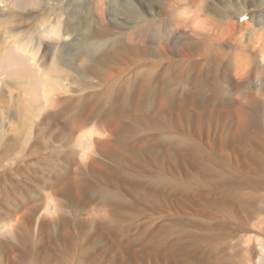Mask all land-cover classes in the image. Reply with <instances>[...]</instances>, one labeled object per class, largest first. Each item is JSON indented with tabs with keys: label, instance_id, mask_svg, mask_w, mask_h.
I'll return each instance as SVG.
<instances>
[{
	"label": "rangeland",
	"instance_id": "obj_1",
	"mask_svg": "<svg viewBox=\"0 0 264 264\" xmlns=\"http://www.w3.org/2000/svg\"><path fill=\"white\" fill-rule=\"evenodd\" d=\"M0 264H264V0L0 4Z\"/></svg>",
	"mask_w": 264,
	"mask_h": 264
},
{
	"label": "bare ground",
	"instance_id": "obj_2",
	"mask_svg": "<svg viewBox=\"0 0 264 264\" xmlns=\"http://www.w3.org/2000/svg\"><path fill=\"white\" fill-rule=\"evenodd\" d=\"M4 1H5V0H0V4H3ZM1 9H2V8H1ZM51 30H52V29H51ZM54 31H55V30H54ZM50 32H51V31H50ZM191 42H193V41H191ZM193 45H194V44H193ZM188 46H189V45H188ZM171 47H172V46H171ZM24 49H25V48H24ZM167 49H168V48H167ZM184 49H185V48H184ZM184 49H181V51L184 50ZM172 50H173V49H172ZM221 50H222V49H221ZM30 51H31V50H30ZM32 51H33V50H32ZM36 51H37V50H34V52H36ZM185 51H186V50H185ZM174 52H175V51H174ZM29 53H30V52H29ZM160 53H161L160 51H157V52H156V54H159V55H160ZM187 53H188V51H187ZM30 54H31V53H30ZM184 54H185V53H184ZM188 54H189V53H188ZM175 55H176V54H175ZM178 55H179V54H178ZM185 55H186V54H185ZM33 56H34V55H32V57H33ZM113 56H114V55H113ZM155 56H156V55H155ZM161 56H162V55H161ZM176 56H177V55H176ZM180 56H181V55H180ZM183 56H184V55H183ZM164 57H165V56H164ZM107 58H108V57H107ZM99 61H101V60H99ZM103 61H104V60H103ZM152 62H153V61H152ZM100 63H101V62H100ZM207 63H208V62H207ZM198 80H199V79H198ZM190 88H191V87H190ZM212 90H213V89H212ZM208 91H209V90H208ZM233 93H234V92H233ZM257 93L260 94V92H257ZM261 93H262V92H261ZM234 97H235V95H234ZM234 97H233V98H234ZM239 97H240V96H239ZM233 98H232V99H233ZM200 99H202V98H200ZM203 99H204V97H203ZM210 99H211V98H210ZM251 99H252V98H251ZM256 99H258V98H256ZM204 100H205V101H202V102H200L201 100H200V101L197 100V101L199 102V103H197V104H198V105H205V104H206V103H205L206 101H209V102H208L209 104L211 103V100H209V98H208V99H204ZM254 100H255V98L252 99V101L250 102V104H251L252 102H254ZM134 103H135V102H134ZM191 103H192V101H191ZM252 104H253V103H252ZM224 105H225V104H224ZM231 105H232V104H231ZM231 105H230V106H231ZM256 105H257V104H256ZM258 105H259V104H258ZM189 106H190V105H189ZM228 106H229V105H228ZM248 106H249V105H248ZM231 107H232V106H231ZM191 108H192V107H191ZM191 108H190V109H191ZM240 108H241V107H240ZM240 108H239V109H240ZM252 108H253V107H252ZM207 109H208V108H207ZM161 110H162V109H161ZM195 110H196V108H195ZM209 110H210V109H209ZM255 110H256V109H255ZM199 111H200V110H199ZM257 111H258V110H257ZM187 112H188V111H187ZM205 112H206V111H205ZM194 113H195V112H194ZM194 113H192V114L194 115ZM196 113H197V112H196ZM203 114H204V113H203ZM196 116H197V115H196ZM205 116H206V114H205ZM255 116H256V115H255ZM255 116H254V117H255ZM154 117H155V116H154ZM252 117H253V116H252ZM194 118H195V117H194ZM199 118H200V117H199ZM241 118H242V117H241ZM241 118H240V119H241ZM245 118H246V117H245ZM109 119H110V118H109ZM152 119H153V118H152ZM195 119H196V118H195ZM240 119H239V120H240ZM242 119H243V118H242ZM203 120H204V119H203ZM249 120H250V118H249ZM249 120H248V121H249ZM109 121H110V120H109ZM149 121H151V120H149ZM149 121H148V122H149ZM155 121H156V120H155ZM106 122H107V121H106ZM236 123H237V122H236ZM242 123H243V122H242ZM253 124H254V123H253ZM253 124H252V125H253ZM255 124H256V123H255ZM70 126H71V125H70ZM108 128H109V127H108ZM94 129H95V128H94ZM122 129H123V128H122ZM95 130H96V129H95ZM97 130H98V129H97ZM98 131H99V130H98ZM98 131L96 132V131H94L93 129H91V130H85L83 133H84V136H85V137H87V136L89 135V137H92V138L95 139V140H94L95 142H91V143H92L91 145H92L95 149H100V150L104 151V150L108 149V148L110 147V145H112V144H110V142H106L105 140L97 141L95 137H98V136H99V137H103V136L105 135V134H103L102 130L99 131V132H98ZM104 131H105V130H104ZM112 131H113V130H112ZM106 132L110 133V131H106ZM106 132H105V133H106ZM83 133H82V134H83ZM97 135H98V136H97ZM84 136H83V137H84ZM82 139H83V138H82ZM88 139H89V138H88ZM110 148H113V149H114V147H112V146H111ZM111 151H112V150H111ZM135 152H136V151H135ZM82 153H83V152H82ZM81 158H82V157H81ZM88 164L91 165L90 162H89ZM89 165H88V166H89ZM94 165H95V164H94ZM98 168H99V167H98ZM91 171H92V168H91ZM54 209H55V208H54ZM55 211H56V210H55ZM53 212H54V211H53ZM56 213H57V212H56ZM52 214H53V213H52ZM29 216H30V215H29ZM49 217H50V216H49Z\"/></svg>",
	"mask_w": 264,
	"mask_h": 264
},
{
	"label": "water",
	"instance_id": "obj_3",
	"mask_svg": "<svg viewBox=\"0 0 264 264\" xmlns=\"http://www.w3.org/2000/svg\"><path fill=\"white\" fill-rule=\"evenodd\" d=\"M111 133H108V132H104L103 134H105L103 137H95L96 138V140L97 141H100V140H105L106 142H110V144L111 143H113L112 142V140H109V137H112V138H116L117 137V131H110ZM95 139L93 138V142H95L94 141ZM109 150H104V151H102V150H100V149H95V155H93L94 156V158L97 160V158L98 157H100L101 159H103V158H108V159H112V157L113 156H111V152H108ZM93 157H92V160H94V161H96L95 159H94Z\"/></svg>",
	"mask_w": 264,
	"mask_h": 264
}]
</instances>
